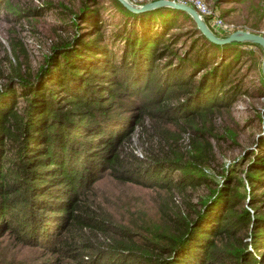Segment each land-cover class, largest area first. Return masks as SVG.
<instances>
[{
    "label": "trees",
    "instance_id": "trees-1",
    "mask_svg": "<svg viewBox=\"0 0 264 264\" xmlns=\"http://www.w3.org/2000/svg\"><path fill=\"white\" fill-rule=\"evenodd\" d=\"M87 2L70 13V35L50 43L34 69L21 43L8 38L7 62L13 63L4 74L0 68V230L9 228L30 246L42 242L57 254L68 252L71 264H264V152L249 151L236 170L210 167L209 139L225 134L205 121L245 92L231 73L240 47L249 44H214L182 11L134 13L117 0L111 4L124 21L104 38L98 10ZM1 6L15 20L41 10L16 11L8 0ZM185 21L194 38L176 53L170 47L180 34L167 31ZM199 40L203 46L196 47ZM258 74L264 85L260 67ZM145 117L173 128L158 130L160 143L142 146L143 156L120 159L121 143L135 126L145 129ZM176 126L187 133L186 153L171 151L179 134L169 130ZM104 173L156 191L175 190L186 211L166 212L160 204L159 225L105 223L108 217L80 197ZM197 189L195 205L189 195ZM104 225L115 229L103 236L109 239L89 241L85 229L104 234Z\"/></svg>",
    "mask_w": 264,
    "mask_h": 264
},
{
    "label": "rangeland",
    "instance_id": "rangeland-1",
    "mask_svg": "<svg viewBox=\"0 0 264 264\" xmlns=\"http://www.w3.org/2000/svg\"><path fill=\"white\" fill-rule=\"evenodd\" d=\"M9 7L12 9L40 7V12L26 19L15 20L14 16L7 15L3 7H0V68L8 72L10 65L7 62L11 58L8 38L16 39L23 47L26 56V62L31 68H35L41 61V57L50 43L54 42L58 36H69L70 28L68 18L71 12H76L80 7L82 0H8ZM135 6H141L152 0H128ZM209 7L215 10L216 15L222 20L225 26L231 30L227 32H218L212 29L218 35H225L233 30L240 29L254 33L264 34V0H203ZM50 4L49 7L42 8L43 4ZM93 10H98L100 19V31L104 38L110 37L115 32L118 25L123 23V18L118 15L112 7L111 0H88L87 2ZM121 4V3H120ZM122 5V4H121ZM141 13V12H140ZM9 14V13H8ZM203 20L208 24L204 18ZM134 21V20H131ZM134 22H138L136 19ZM188 21L183 22L180 28L169 29L167 33L177 32L179 40L171 45V49L176 53L186 49L190 40L194 38L190 30ZM159 27L157 28V31ZM185 33V34H184ZM244 44V43H243ZM119 46V45H118ZM196 47L203 46L201 40L197 41ZM242 52L239 59L233 64L234 74L241 79L244 93L239 94L229 108L219 111L209 112L205 121L216 129L217 132H224L225 137L219 141H209L211 143V155L213 162L210 167L217 166L219 169H231V165L236 168L242 163L245 166L248 156L252 152H264V85L259 79V67L262 61V52L257 46L242 45ZM229 53V50L221 51L215 56ZM207 54V51H206ZM211 56V55H208ZM2 73L0 82H2ZM196 79V78H195ZM193 97V96H192ZM19 100V99H17ZM21 104V100L18 104ZM181 122L182 118L180 117ZM195 121L198 119L195 118ZM145 125L143 130L135 126L128 138L120 145V159L124 157L143 156L142 146L150 145L152 148L160 143L154 137L158 130L173 128L166 121H151L148 118L141 119ZM179 134L175 146H171L173 153H186L189 150L187 133L181 132L176 126L175 131ZM232 138V139H231ZM261 147V149L259 148ZM259 148V149H258ZM167 151V148H164ZM157 153H160L157 152ZM189 155V152L185 154ZM205 173L220 182L217 173L210 168H205ZM244 187H246L244 183ZM201 190L197 189L189 195L190 202L196 205L197 198ZM85 204L90 205L94 211L107 216L105 223L114 225H148L158 224L162 221L158 212L160 204L166 206L173 212L176 209L185 213V200L180 193L172 190L170 193L156 191L141 185H135L129 182L121 181L110 173L101 175L91 186L89 190L83 192L80 196ZM93 203V204H91ZM208 203V202H207ZM97 206V207H96ZM198 206V205H197ZM201 210V205L197 207ZM144 221V222H143ZM106 225V224H105ZM104 228V234L92 229L87 231L89 241L92 243L107 241L108 233L113 234L114 228ZM109 226V225H108ZM1 231V230H0ZM3 231V233H1ZM0 236V253H3L2 264H71L70 253L60 255L55 252V248L44 246L39 242L33 246L19 242L16 235L9 228L3 227ZM73 264V263H72Z\"/></svg>",
    "mask_w": 264,
    "mask_h": 264
},
{
    "label": "water",
    "instance_id": "water-1",
    "mask_svg": "<svg viewBox=\"0 0 264 264\" xmlns=\"http://www.w3.org/2000/svg\"><path fill=\"white\" fill-rule=\"evenodd\" d=\"M117 1L121 3L126 9L134 13L144 12L159 7H169L182 11L191 18L200 34H202L204 38L214 44L248 43L249 45H257L262 52L260 70L264 76V35L240 29L233 30L223 36L218 35L212 31V29L194 10V8L187 4L179 3L173 0H152L142 4L141 6H135L128 0Z\"/></svg>",
    "mask_w": 264,
    "mask_h": 264
},
{
    "label": "built area",
    "instance_id": "built-area-1",
    "mask_svg": "<svg viewBox=\"0 0 264 264\" xmlns=\"http://www.w3.org/2000/svg\"><path fill=\"white\" fill-rule=\"evenodd\" d=\"M179 3L187 4L194 8V10L204 18L208 24V26L212 29L217 30L218 32H227L230 29L229 26H225L222 20L216 15L215 10L209 7L203 0H173ZM264 35V34H263Z\"/></svg>",
    "mask_w": 264,
    "mask_h": 264
}]
</instances>
